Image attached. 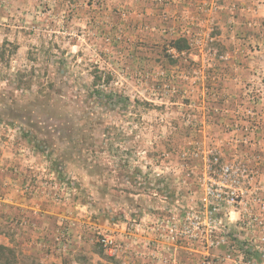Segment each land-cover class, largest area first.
I'll use <instances>...</instances> for the list:
<instances>
[{"label":"rangeland","instance_id":"1","mask_svg":"<svg viewBox=\"0 0 264 264\" xmlns=\"http://www.w3.org/2000/svg\"><path fill=\"white\" fill-rule=\"evenodd\" d=\"M179 38L197 54L182 83ZM212 74L236 105L216 123L260 118L237 137L256 161L239 198L220 199L226 166L207 173L220 141L191 130ZM8 235L42 264H264V0H0Z\"/></svg>","mask_w":264,"mask_h":264},{"label":"trees","instance_id":"2","mask_svg":"<svg viewBox=\"0 0 264 264\" xmlns=\"http://www.w3.org/2000/svg\"><path fill=\"white\" fill-rule=\"evenodd\" d=\"M4 45L5 42L2 43L1 48ZM168 47L174 50L176 56L172 54L166 55V65L169 67L168 70H175L177 79H179L181 81L180 83H182V81L189 78L190 73L193 71L192 68L195 64V61L190 56H197V54L191 50L187 40L184 38L175 40L169 44ZM2 57L3 54H1V58ZM198 57L201 60V55ZM92 77L93 87H102L105 84L108 85L111 80L109 76L103 77L101 74H94ZM218 80V74L206 76L203 80L199 91H202L204 88H206V91H204V98L202 99L206 105L201 107L199 106L201 105L200 102H197L198 106H195L194 109L196 113L201 114V116L205 114L206 116L204 115V117L206 120L201 121L199 119L194 125H192V127L196 128L191 130L193 131L194 135L199 136L206 131V127L210 128L211 131H209L208 137L212 135L214 141H220L218 146H212L210 148V151L206 156L208 160L207 173L209 177L217 178L220 169L226 166L230 179L224 184V186H220L221 192L224 193L220 195V199L225 198L230 192L233 195H237L239 198L242 195L244 189L241 186L243 177L247 173L255 171L256 168L254 166L256 161L252 159V157L249 156L250 153L247 152L249 147H246L245 144H249V141L244 139L238 140L237 137L241 136L242 138L248 139V137L256 132V130H261L260 126L258 125V123H260V118H258L255 113L251 114L249 111H243L247 113L246 117L243 115L241 117L236 115V119L231 120L228 123H216L215 117H223L224 114L222 113L224 111L234 110L235 108L232 109V107L236 106L234 103L235 99L229 98L231 96L230 94H222L218 92L217 84L214 83V81L217 82ZM212 84L214 87L211 86ZM215 100L221 102V104H223H220L222 107H216L217 105H214ZM113 104L115 105L117 102H113ZM208 118L210 119L209 121ZM226 135H232L236 137H234V139L230 138V140H234L233 142H231L229 138L228 141L225 142L222 140V137ZM202 151V147H200L199 153ZM198 157L201 158V156ZM201 211L202 209H200L198 212L199 215ZM31 247L32 246H30V248ZM0 264L42 263L40 262L38 254H34L32 251H27V247L22 248V246L18 244L15 239L10 238V235H8V244H0Z\"/></svg>","mask_w":264,"mask_h":264},{"label":"built area","instance_id":"3","mask_svg":"<svg viewBox=\"0 0 264 264\" xmlns=\"http://www.w3.org/2000/svg\"><path fill=\"white\" fill-rule=\"evenodd\" d=\"M231 193V192H230ZM232 194V193H231ZM228 195V194H227ZM236 198L238 197L237 195H234ZM233 199V198H232ZM102 244L104 247L108 248L110 252L115 253L116 252V247L113 245V242L111 240H102Z\"/></svg>","mask_w":264,"mask_h":264}]
</instances>
